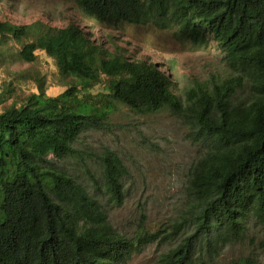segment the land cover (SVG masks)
Segmentation results:
<instances>
[{
  "label": "trees",
  "instance_id": "trees-1",
  "mask_svg": "<svg viewBox=\"0 0 264 264\" xmlns=\"http://www.w3.org/2000/svg\"><path fill=\"white\" fill-rule=\"evenodd\" d=\"M76 1L114 31L97 36L75 19L63 26L0 19L1 45L16 40L25 61L44 51L66 83L57 94L40 84L0 111V264H122L148 242L182 231L158 264H208L242 239L251 218L264 228V0ZM124 23L153 24L193 46L215 40L234 72L194 80L184 100L169 71L174 61L166 68L132 53L120 36ZM247 83L251 93L242 98ZM117 101L140 112L169 108L205 147L189 174L185 214L169 231L140 227L127 236L113 226L99 196L113 205L127 196L129 168L115 150L99 154L95 193L55 160L81 156L74 141L104 128ZM228 264L264 259L250 253Z\"/></svg>",
  "mask_w": 264,
  "mask_h": 264
},
{
  "label": "rangeland",
  "instance_id": "rangeland-1",
  "mask_svg": "<svg viewBox=\"0 0 264 264\" xmlns=\"http://www.w3.org/2000/svg\"><path fill=\"white\" fill-rule=\"evenodd\" d=\"M0 19L16 23L41 19L58 26L75 19L97 36L106 37L109 31H114L83 14L76 0H0ZM119 30L132 53L150 55L166 68L170 60L174 61L169 71L176 81L177 93L184 100L194 80L209 82L212 75L223 78L234 72L215 40L208 45L193 46L153 24L124 23ZM20 47L14 39L0 44V51L4 49V56L0 54V111L14 102L18 105L40 84L48 94H57L66 86L53 59L44 51H37L36 60L25 61L19 57ZM250 93L248 83L238 91L242 98ZM109 117L104 128L87 129L74 141L81 156L71 155L55 159L56 162L95 193L91 174L101 177L99 154L105 148L115 150L128 166L129 175L125 178L127 196L121 205L109 204L105 194L99 196L107 203L109 220L127 236H134L140 227L169 231L185 214L189 174L205 147L192 141L185 118L169 108L140 112L117 101ZM185 234L182 231L172 238L148 242L122 264H158L160 254L176 245ZM250 253L264 259V228L255 218L250 219L242 239L224 245L208 264H228Z\"/></svg>",
  "mask_w": 264,
  "mask_h": 264
}]
</instances>
